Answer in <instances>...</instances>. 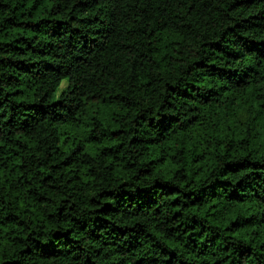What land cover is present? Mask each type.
Returning a JSON list of instances; mask_svg holds the SVG:
<instances>
[{
  "label": "trees",
  "instance_id": "1",
  "mask_svg": "<svg viewBox=\"0 0 264 264\" xmlns=\"http://www.w3.org/2000/svg\"><path fill=\"white\" fill-rule=\"evenodd\" d=\"M0 264H264V0H0Z\"/></svg>",
  "mask_w": 264,
  "mask_h": 264
},
{
  "label": "rangeland",
  "instance_id": "2",
  "mask_svg": "<svg viewBox=\"0 0 264 264\" xmlns=\"http://www.w3.org/2000/svg\"><path fill=\"white\" fill-rule=\"evenodd\" d=\"M61 87H63V85Z\"/></svg>",
  "mask_w": 264,
  "mask_h": 264
}]
</instances>
